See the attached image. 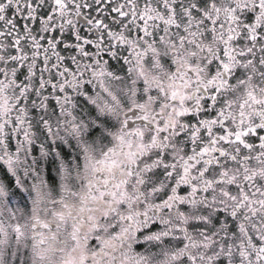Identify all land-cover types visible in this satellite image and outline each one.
I'll list each match as a JSON object with an SVG mask.
<instances>
[{
	"label": "snow or ice",
	"instance_id": "obj_1",
	"mask_svg": "<svg viewBox=\"0 0 264 264\" xmlns=\"http://www.w3.org/2000/svg\"><path fill=\"white\" fill-rule=\"evenodd\" d=\"M0 264H264V0H0Z\"/></svg>",
	"mask_w": 264,
	"mask_h": 264
}]
</instances>
